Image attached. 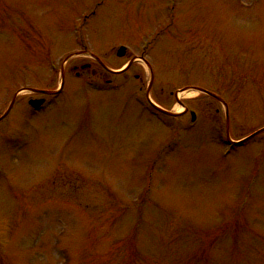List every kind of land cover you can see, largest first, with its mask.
Instances as JSON below:
<instances>
[{
  "label": "rangeland",
  "instance_id": "obj_1",
  "mask_svg": "<svg viewBox=\"0 0 264 264\" xmlns=\"http://www.w3.org/2000/svg\"><path fill=\"white\" fill-rule=\"evenodd\" d=\"M87 14L90 54L114 69L118 46L144 56L160 107L200 87L232 139L264 129V0H0V116L21 88L57 89ZM138 65L109 76L117 89L67 71L49 107L25 93L0 122V264H264V132L229 153L222 105L194 91L195 124L163 127L134 101Z\"/></svg>",
  "mask_w": 264,
  "mask_h": 264
},
{
  "label": "flooded vegetation",
  "instance_id": "obj_2",
  "mask_svg": "<svg viewBox=\"0 0 264 264\" xmlns=\"http://www.w3.org/2000/svg\"><path fill=\"white\" fill-rule=\"evenodd\" d=\"M127 56V55H126ZM125 56V57H126ZM129 60H130V58H129ZM128 60V61H129ZM134 65H132L131 67H129V69H128V72H130L131 71V69H133L134 67H133ZM83 66H73V68H72V72L74 73V75L76 76V77H81L82 76V74H83V72H78L79 71V69H81ZM86 67V66H85ZM93 67L91 66V65H88L87 67H86V69H88L87 71H88V73H89V75H91L92 76V78L96 81V82H99V83H105V84H110L111 83V80H109L108 78H107V73L102 69V67H101V65L98 63V64H95V67H94V69H93V71H90L91 69H92ZM122 76H124V78H126L127 77V75L126 74H123ZM133 79L134 80H136V81H140V79H141V77L139 76V75H134L133 76Z\"/></svg>",
  "mask_w": 264,
  "mask_h": 264
},
{
  "label": "water",
  "instance_id": "obj_3",
  "mask_svg": "<svg viewBox=\"0 0 264 264\" xmlns=\"http://www.w3.org/2000/svg\"><path fill=\"white\" fill-rule=\"evenodd\" d=\"M42 102H35V101H31L29 104L30 106H32L33 108H37L38 106H40ZM194 119V116H193Z\"/></svg>",
  "mask_w": 264,
  "mask_h": 264
},
{
  "label": "bare ground",
  "instance_id": "obj_4",
  "mask_svg": "<svg viewBox=\"0 0 264 264\" xmlns=\"http://www.w3.org/2000/svg\"><path fill=\"white\" fill-rule=\"evenodd\" d=\"M188 93H184L182 96L187 95Z\"/></svg>",
  "mask_w": 264,
  "mask_h": 264
}]
</instances>
